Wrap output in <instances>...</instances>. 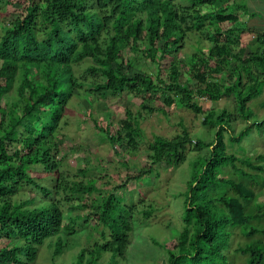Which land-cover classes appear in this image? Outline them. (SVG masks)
I'll use <instances>...</instances> for the list:
<instances>
[{"label":"trees","instance_id":"1","mask_svg":"<svg viewBox=\"0 0 264 264\" xmlns=\"http://www.w3.org/2000/svg\"><path fill=\"white\" fill-rule=\"evenodd\" d=\"M14 1L0 0V5L21 3ZM24 3L19 13L14 8L0 34V264H33L39 246L54 237L55 257L62 245L61 232L70 233L74 223L88 220L95 222L94 228L103 227L101 241L80 248L74 264H97L102 253L111 254L106 264L124 258L134 208L122 204V193H102L94 180L73 181L64 173L58 131L65 105L77 90H128L142 95L144 101L163 95L164 107L177 101L202 114V124L214 131L208 142L192 140L184 127L171 138L153 136L146 147L149 167L132 176L139 179L156 165L177 166L191 150L197 153L186 184L182 228L172 249L161 245L166 264H229L233 227L249 239L234 250L245 256L243 264H264V242L252 239L255 233L264 238V229L251 226L264 218V203L254 204L257 195L246 182L261 179L264 186L263 155L255 156L256 164L249 156L238 159L226 152L223 141L232 120L249 123L236 136H229L231 144L239 143L254 127L264 130V121H251L248 106L264 89V32H257L253 38L257 46L247 53L251 44H243L241 36L254 32L240 25L238 12L247 13L245 0ZM202 6L208 9L201 12ZM189 36L196 38L197 46L183 59L182 67L177 53ZM123 49L142 51V58L156 64L158 72L164 70L165 78L158 77L154 83L146 73H124L131 60L123 58ZM13 86L15 95L8 96ZM194 96L211 101L232 96L235 113L203 110ZM93 123L110 143H123L127 152L135 151L142 141L143 131L129 112L114 132ZM237 163L256 173L244 171ZM37 165L53 177L51 187L31 176L30 168ZM227 166L238 179L221 176ZM25 190L34 196L19 198ZM87 197L91 201L83 202ZM73 199L91 212L65 222L64 206L72 211ZM150 214V210L142 212L145 219Z\"/></svg>","mask_w":264,"mask_h":264},{"label":"rangeland","instance_id":"2","mask_svg":"<svg viewBox=\"0 0 264 264\" xmlns=\"http://www.w3.org/2000/svg\"><path fill=\"white\" fill-rule=\"evenodd\" d=\"M237 1L241 2V0ZM20 5L22 7L25 5L24 0H21L19 4L0 5V34L9 25V19L12 17L10 14L14 8V12H20L19 10L22 8ZM263 5L264 3L258 1H255L253 5L260 12L255 15L259 24H262L260 21H263L264 24ZM199 9L202 12L208 7L202 6ZM241 13V18H246ZM250 20L247 18L240 21L242 28H248L254 32H245L241 36L243 44L246 46L251 44L246 48L247 53L257 46L253 39L258 34L257 32H264V25L252 26L253 20ZM194 39H196L194 36H189L177 53V60L181 62L180 66L182 67H184L183 59L194 51L195 45L197 46ZM207 43L203 42L205 45ZM122 56L124 59L131 60V67L123 68V72L127 75L146 73L154 83L157 82L158 77L165 78L164 70L158 72L156 64L142 58V51L134 53L123 49ZM83 67H85V63L80 66V68ZM7 94L8 96L15 95V86ZM163 99L164 96L161 95L150 97L144 101L142 95L128 90L122 93H92L77 90L65 105L62 125L58 131L59 138L62 139L59 155L63 159L65 175L73 181L94 180L95 186L99 187L102 193H122V204L134 208L131 217L130 243L126 247L124 258L116 257L117 264H166V255L161 245L172 249L177 234L182 228L186 184L191 175V164L197 153L191 150L183 163L177 166L156 165L150 173L134 180L132 176H136L141 168L149 167L150 161L147 158L146 147L152 141L153 136L171 138L180 133L183 127L189 132L192 140L200 138L208 142L214 135V131L202 124V114L190 112L177 101L170 107H164ZM194 100L202 106L203 110H226L228 113H235L232 96L222 97L216 101L194 96ZM142 104L148 107L144 108ZM248 106L253 114L251 121L263 122L264 89L257 98L248 103ZM151 107L160 109L154 110ZM126 112L138 120L139 127L143 131L142 141L138 148L132 152H127L126 146L121 142L110 143L104 133L97 130L93 123L96 121L102 128L107 126L111 132H114L125 119ZM248 123L240 119L230 122V128L223 133L225 150L227 153L234 154L238 159L249 156L254 164H256L255 156L262 154L264 167V130L260 131L254 127L239 143L231 144L229 140L230 135L236 136ZM191 147L192 145L188 149L190 150ZM201 153L205 154L206 152L203 150ZM237 166L252 174L256 173L240 163H237ZM29 172L43 185L52 186L53 177L47 175L40 166L31 167ZM260 175L264 179V170ZM221 176L238 179L229 166L223 169ZM259 180V183H253L250 179H246V182L257 195L254 204L262 205L264 203V186H261L262 181ZM33 196L32 191L25 190L19 198L25 199ZM91 196L97 198L96 193ZM79 197L81 198V196ZM83 199V202L91 201L89 197ZM72 201L73 203L69 205L72 211L64 206L67 217L65 222L69 218L78 221L76 218L91 212L90 208H80L77 201L74 199ZM148 210L151 214L145 219L142 212ZM262 211H264V207ZM94 225L93 220H88L83 224L74 223V230L70 233L61 232L62 245L60 252L55 257H52V253L56 237L46 240L43 245L39 246L33 264H74L80 248L89 246L98 240L101 241L99 231L103 227L100 225L94 228ZM251 226H259L264 229V218L256 222L253 221ZM253 238H261L264 242V238L259 233L253 234ZM248 241L249 239L241 233L239 228L231 229V247L228 250L229 264L244 263L245 256L234 253V250L244 246ZM110 257V253H102L97 264H106Z\"/></svg>","mask_w":264,"mask_h":264},{"label":"crops","instance_id":"3","mask_svg":"<svg viewBox=\"0 0 264 264\" xmlns=\"http://www.w3.org/2000/svg\"><path fill=\"white\" fill-rule=\"evenodd\" d=\"M255 1H258L259 3H264V0H245V3H246V8H247V13H241L243 14L244 16H246V18H241L240 16V12H238L239 14V20L241 21L242 19L243 20H246L247 18L251 19L250 21L253 20V22H251L252 26H261V25H264L263 24V21H260L262 24H259L257 23V19H256V16H250L249 13H254L255 15L260 13L258 12L254 7L253 5L255 4ZM264 6V5H263ZM263 12V11H262ZM256 19V20H255ZM255 28V27H254ZM257 29V27L255 28ZM259 29V28H258Z\"/></svg>","mask_w":264,"mask_h":264}]
</instances>
